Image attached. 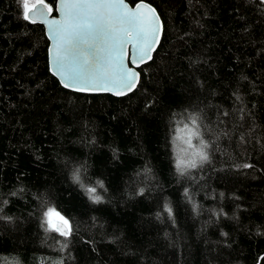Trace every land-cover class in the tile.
Instances as JSON below:
<instances>
[{
	"label": "trees",
	"instance_id": "obj_1",
	"mask_svg": "<svg viewBox=\"0 0 264 264\" xmlns=\"http://www.w3.org/2000/svg\"><path fill=\"white\" fill-rule=\"evenodd\" d=\"M143 1L162 35L117 97L61 86L0 0V264H264V0ZM189 129L208 160L181 174Z\"/></svg>",
	"mask_w": 264,
	"mask_h": 264
},
{
	"label": "snow or ice",
	"instance_id": "obj_2",
	"mask_svg": "<svg viewBox=\"0 0 264 264\" xmlns=\"http://www.w3.org/2000/svg\"><path fill=\"white\" fill-rule=\"evenodd\" d=\"M18 2L25 21L37 15L43 16L44 8L49 13L53 11L44 0L37 3H30V0ZM57 10L63 13L64 18L45 22L54 41L50 52L55 74L60 77L63 86L73 87L76 91H113L116 95H124L125 90L132 91L138 75L125 66L126 48L131 44L135 50L133 63L152 59V51L159 43L162 30L155 9L143 3L131 9L124 0H61ZM196 123L193 118L192 125ZM199 136L198 131L189 129L187 138H183L187 146L183 151H193L191 159L177 158L176 168L181 174L187 168L197 167L198 162L208 160L202 139L201 148L193 149V139ZM75 178L79 179V176ZM87 191L92 194L95 189ZM93 198L99 200V197ZM44 216L48 231L58 232L64 237L71 234L68 221L59 212L49 208Z\"/></svg>",
	"mask_w": 264,
	"mask_h": 264
},
{
	"label": "water",
	"instance_id": "obj_3",
	"mask_svg": "<svg viewBox=\"0 0 264 264\" xmlns=\"http://www.w3.org/2000/svg\"><path fill=\"white\" fill-rule=\"evenodd\" d=\"M66 2H71V0H66ZM124 2L131 9H135L139 3H143L146 6L155 9L151 4H149L148 2L143 1V0H139V1L135 2L134 4H130L127 0H124ZM60 3H61V0H56L55 1V4L53 6V11L51 13H49L47 11V8H44L43 9V11H44V15L43 16H39V15L34 16V17H32L30 19V21H32L34 19L35 20V23H38V24H40V25L43 26L45 35H46V37L48 39V42H49L48 48H47V60H48V68H49V71H50V73L53 76L56 77V79L59 81V83L61 84V86H63V84L61 83L60 77L55 74V70H54V66H53V55L50 52V49H52L54 47V41L51 38V32H50V29H49V25H48V23L45 22V21H50V20H62L64 18L63 13L57 10L59 8ZM45 4H47V3H45ZM47 5L49 7H51L49 4H47ZM155 11H156V9H155ZM156 14L158 15L157 11H156ZM159 23L162 26L161 19H160ZM162 31H163V26H162V30L159 33V41H160V38H161V35H162ZM158 44H156L155 49L157 48ZM155 49L152 51V55H153ZM135 55H136L135 50L132 48V45L129 44L127 46V48H126V55H125L124 63H125V66L128 69L132 70L133 72H135L138 75V80L136 82V86H137V84L139 82V79H140L139 68H140V66L144 65L145 63H147L149 60H145L144 63H139V62L133 63V58L135 57ZM66 89H69V90H72V91H76L75 88H73V87H68ZM134 89L135 88H133V90ZM76 92H81V93H108V94H111L113 96L120 97V96H124V95L130 93L131 91H126L125 90V94L124 95H116L113 91H99V90H93V91H76Z\"/></svg>",
	"mask_w": 264,
	"mask_h": 264
},
{
	"label": "rangeland",
	"instance_id": "obj_4",
	"mask_svg": "<svg viewBox=\"0 0 264 264\" xmlns=\"http://www.w3.org/2000/svg\"><path fill=\"white\" fill-rule=\"evenodd\" d=\"M179 137H181L182 139H179V141L177 140V142H176V149H177V151H178V155L179 154H181L180 152H182L183 151V149H185L187 146H186V144L183 142V138H187V134L184 132V131H181L180 133H179V135H178ZM200 147V146H199ZM193 149H195V150H199V148L197 147H195V148H193ZM192 151L193 150H189V151H187L188 152V154H186L187 152H185V154H186V156H184V154H182V158L183 159H191L192 158ZM181 156V155H180Z\"/></svg>",
	"mask_w": 264,
	"mask_h": 264
}]
</instances>
